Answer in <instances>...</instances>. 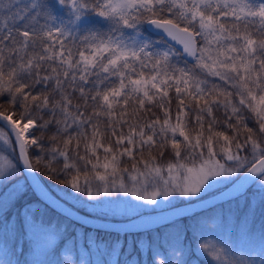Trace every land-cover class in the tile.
<instances>
[{
	"label": "snow or ice",
	"instance_id": "obj_1",
	"mask_svg": "<svg viewBox=\"0 0 264 264\" xmlns=\"http://www.w3.org/2000/svg\"><path fill=\"white\" fill-rule=\"evenodd\" d=\"M41 167L125 220L86 237L123 262L74 260L65 227L72 246L48 264H143L136 228L174 235L151 264H264L247 215L193 248L207 219L182 211L238 174L229 196L255 185L264 208V0H0V264H30L13 242L26 230L49 245L60 230L26 201Z\"/></svg>",
	"mask_w": 264,
	"mask_h": 264
},
{
	"label": "trees",
	"instance_id": "obj_2",
	"mask_svg": "<svg viewBox=\"0 0 264 264\" xmlns=\"http://www.w3.org/2000/svg\"><path fill=\"white\" fill-rule=\"evenodd\" d=\"M36 172L38 173V176L40 177V179L44 183V185L50 191H52L55 195H57L58 197H60L64 201H66L68 204L72 205L73 207H75L76 209H78L84 213H87V214H90V215H93L96 217H104L105 218V213L97 212V211L91 210V209L86 207L85 204L89 203L87 205H91L92 203L94 204V202L96 203V201H87V198L84 195L79 194V193H75L71 188L67 187L62 182L65 179V177L63 175L52 176V174L47 172L43 167L39 168ZM100 198H102V197H100ZM107 198L115 199V197H112V198L107 197ZM79 199L82 202H84V206L80 205ZM26 201L29 202V199L26 198ZM233 203L236 204V206L239 204L236 201H234ZM225 206L226 205L224 203H220V204L209 207V208L204 209V210L199 211V212H195V213L190 215V216H194L197 218H206L207 219L206 223H202L199 225L197 235L200 238L195 243L201 241L202 239L206 238L210 234V232L212 231L213 222L216 221V219L219 215V212L221 210L227 212L225 210ZM250 206L254 210L251 213L249 212ZM36 211L37 210H35L34 213ZM235 213L237 216L236 219L238 221L242 220L247 215L248 219L252 220L254 223H257V221L262 219L261 221H259V223L261 222V224H264V208H262L256 204L250 205L249 201H244L243 206L241 208H239L238 210H236ZM39 215L45 221L50 220L53 228H55L57 225L60 226L59 232L55 233V235L57 237V244H56V249H55L56 251L58 250L57 249L58 247L65 246L66 248H70L72 246L70 240L67 241L66 245L63 243V241L65 240V234H64L63 229L65 227L68 229L69 234H71L73 232L79 234V237H80L79 243L77 244L75 250L72 252V255H74L76 257L80 255V252L82 251V247L84 245L86 246V237L89 234H91L93 237H99V238L105 239V240L115 239V233H113V232L99 231V230H93V229L81 227V226L71 222L68 218H66V217H64L58 213H55L54 211H52L48 208H45L44 210L43 209L40 210ZM11 218H13L15 220L14 222H16L15 213L11 214L10 219ZM107 218H109V217H107ZM220 218H221V216L219 217V219ZM109 219H119V218H116V217L113 218L112 217ZM1 223L2 222H0V224ZM185 223L189 226L188 227V234L192 235L193 229H194V227H196L195 219H188L185 221ZM13 225H15V223L9 224L10 227H12ZM162 230H163V228L159 229V231H147V232L139 233L142 236V244L141 245H145L149 242H151V244H154L156 239L162 240L166 234V233H163ZM168 234H171V233H168ZM20 238H21V236H16L14 238L13 242H14L15 247H16V252H18L17 255L19 256V254L22 251L23 252L22 257H24L27 255L29 249H28V245H27L26 241H24L23 239L20 240ZM159 243H160V247L164 246L163 242H159ZM141 245L139 246L138 250L133 253V255L136 256L140 260H142ZM106 257H108V256H104V258H106ZM116 257L118 259L127 258V255H120L119 251H117Z\"/></svg>",
	"mask_w": 264,
	"mask_h": 264
},
{
	"label": "rangeland",
	"instance_id": "obj_3",
	"mask_svg": "<svg viewBox=\"0 0 264 264\" xmlns=\"http://www.w3.org/2000/svg\"><path fill=\"white\" fill-rule=\"evenodd\" d=\"M221 181H224L222 183H219L217 185V187L215 189L209 190V193L214 192L215 190L219 189L221 186H224V184L226 182H228L230 179L232 178H218ZM25 181L23 178H21V184H24ZM240 198L237 199L236 201H238V203H240V205H242V203L244 201H249L250 204H260V194H259V190L257 187H255L254 189L248 191L246 194L239 196ZM11 198V194L9 195V199ZM112 198V197H110ZM121 199H128L131 200V197H120ZM0 199H2V197H0ZM100 200H107L109 198L107 197H102L99 198ZM175 199L177 200H183L185 198H180V197H176ZM195 199V198H193ZM80 200V199H79ZM80 205L84 206V202H82L81 200L79 201ZM95 203V202H94ZM133 203H137L136 201H133ZM89 204V203H87ZM86 205L87 208L97 211V212H102V211H106V209L104 208H93L91 205H93V203L91 205ZM236 204L232 203L227 205V209L228 211H230L231 213H227V222L228 224H224L219 220V217H217L216 221L213 222L212 225V231L210 233V237L208 236L207 238L201 240L199 243H209V244H219L221 238L226 234L227 231H231L232 228L235 226L230 225L233 224V220L229 221L233 216V209L235 207ZM31 209L35 210L36 208H38V203L35 201H31ZM110 215V214H109ZM108 215V216H109ZM111 216V215H110ZM119 217V216H117ZM11 222V220H10ZM249 223V227L252 229L253 232H255L258 235V229L257 226H252V223ZM237 225V224H236ZM213 234V235H212ZM212 235V236H211ZM25 239L29 242L30 244V253L29 255L31 257H33V259L30 261V264H48L49 261H51L53 258L51 257V255H49V253L52 252L53 247H54V241H55V235L52 237L51 239V243L49 245V238L48 236H44L41 235L39 232H27V230L25 231L24 236ZM183 239V238H182ZM164 246L160 247V243L162 242ZM172 243H174V235L173 234H168L166 233L164 238L162 240H158L156 239V241L154 242V244H151V242L147 243L146 246V250L148 251H144V255H146L148 257V259H146L143 264H151L152 262V254H151V249L153 247L158 248L160 251H164L165 249H167L169 247V245H171ZM198 242L193 245V248H196L199 244ZM185 247H187L188 242L184 241ZM143 245H141L142 247ZM82 250L84 251V256H82V258L87 261L89 259L95 261L97 259H103L105 262L109 261V260H113V259H104L103 256L100 255V252L97 251L96 247L93 246L90 250L87 247H83ZM86 250V251H85ZM102 251V249H101ZM66 252V249H61L58 253L60 255V258L63 259L64 258V254ZM239 255H244L245 257H247V253L246 252H241L238 253ZM253 255H255V253H253ZM197 256H199V253H197ZM21 258V257H20ZM74 260L76 258L72 257ZM22 259V258H21ZM157 261V264H160V261H162L163 256H158L155 258ZM201 259H210L209 257H201ZM23 262V261H22ZM192 264H197V261L195 259H193Z\"/></svg>",
	"mask_w": 264,
	"mask_h": 264
},
{
	"label": "water",
	"instance_id": "obj_4",
	"mask_svg": "<svg viewBox=\"0 0 264 264\" xmlns=\"http://www.w3.org/2000/svg\"><path fill=\"white\" fill-rule=\"evenodd\" d=\"M174 46L180 50L179 45H174ZM28 175H34L36 177L35 180L29 179L27 181L28 185L30 186V188L32 189V191L34 192L36 197L38 199H40L42 202H44L46 205H48L49 207L54 209L55 211L67 216L71 220H73V221H75L81 225H84L86 227H91V228L100 229V230H107V231H114L116 228H121L124 226L125 221L101 220V219L92 218L90 216H87L85 214L78 212L77 210L68 206L63 201H61L60 199H58L57 197L52 195L50 192H48L40 183L36 173H32V174H28ZM238 179H240V175L235 180H238ZM248 186H250V185H246L244 188L240 189L239 192H234V193H232L231 196H229L230 195L229 192H231V190L233 188V184L231 183L228 186H226L225 188H223L222 190L218 191L217 193H215L211 196H208L206 198H203L205 200H208V201H206V204H200L199 201H194V202H192V205H189V206H192V209H184L182 211H185L187 213H192L194 211H198V210H201L203 208H206V206L208 207L210 205H213V204H216V203H219L222 201H226V200L230 199L231 197L242 192ZM101 225L103 226L102 228L100 227ZM153 227H155V226H153ZM143 230H145V229H143V228L132 229L133 232L143 231Z\"/></svg>",
	"mask_w": 264,
	"mask_h": 264
},
{
	"label": "bare ground",
	"instance_id": "obj_5",
	"mask_svg": "<svg viewBox=\"0 0 264 264\" xmlns=\"http://www.w3.org/2000/svg\"><path fill=\"white\" fill-rule=\"evenodd\" d=\"M84 214H85V215H89V214H87V213H84ZM139 232H140V231H139ZM162 232H163V233H170V230H165V229H163Z\"/></svg>",
	"mask_w": 264,
	"mask_h": 264
}]
</instances>
